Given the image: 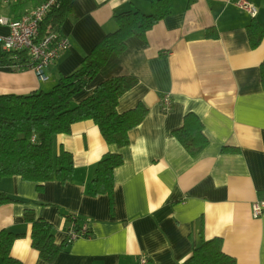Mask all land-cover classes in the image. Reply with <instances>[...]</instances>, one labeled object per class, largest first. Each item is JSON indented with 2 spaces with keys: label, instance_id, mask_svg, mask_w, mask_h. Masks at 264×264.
I'll list each match as a JSON object with an SVG mask.
<instances>
[{
  "label": "crops",
  "instance_id": "crops-1",
  "mask_svg": "<svg viewBox=\"0 0 264 264\" xmlns=\"http://www.w3.org/2000/svg\"><path fill=\"white\" fill-rule=\"evenodd\" d=\"M255 18L264 26V0ZM16 10L3 6L13 18L35 5ZM237 0H172V13L147 32L133 36L127 49L113 54L98 77L77 94L89 96L101 80L133 74L138 84L122 96L119 110L143 102L149 109L133 128L130 143L108 144L93 120L72 125L70 133L54 139L55 153L63 148L74 156L70 182L49 181L42 190L20 176L0 179V192L19 201L0 206V230L24 233L16 238L13 257L25 264H136L146 255L150 264H185L201 238L224 239L223 250L237 264H264V213L255 218L251 205L264 199V38L250 46L246 27L254 16ZM152 0H72L61 28L71 47L47 70L42 81L33 68L0 66V95H26L46 90L59 73L77 69L86 54L117 29L116 14L152 12ZM213 28L218 36H207ZM9 29L0 26V34ZM169 94L172 108L164 112ZM204 124L207 147L191 156L174 136L187 113ZM225 146L237 147L224 152ZM119 152L124 163L114 172L115 210L108 195L92 193L98 161ZM52 223L57 242L67 236L66 215L76 213L90 237L75 240L54 262L32 247L31 225L25 209ZM0 264L1 258H0Z\"/></svg>",
  "mask_w": 264,
  "mask_h": 264
},
{
  "label": "trees",
  "instance_id": "trees-1",
  "mask_svg": "<svg viewBox=\"0 0 264 264\" xmlns=\"http://www.w3.org/2000/svg\"><path fill=\"white\" fill-rule=\"evenodd\" d=\"M34 1L37 4L41 0ZM71 1L60 0L59 5L45 15L39 24L36 41L53 32H61L67 15L72 12ZM194 1L189 0V3ZM25 4L11 5L18 10L23 9ZM151 4L150 14L138 10L116 14L117 29L107 33L84 56L77 69L69 74L59 73L51 90H37L26 95H0V179L20 176L25 181L37 183L38 190H42L49 181L70 182L75 171L74 156L63 148L55 153L54 139L58 134L70 133L72 125L79 121L93 120L108 144L122 148L130 143V131L144 121L149 109L143 102L124 111H120L118 106L122 96L138 84L137 76L108 77L97 83L93 92L78 103H74V98L98 77L113 54L121 55L127 49L129 38L136 36L145 41L147 32L172 13V0H152ZM14 11L11 10L10 18L17 14ZM246 30L250 46L258 47L264 38V26L254 17ZM207 36L217 37L218 34L213 28H208ZM30 65L25 49L4 51L0 47V66L23 70ZM262 82L264 84L263 67ZM173 134L193 157L209 143L203 122L192 112L184 116L182 124L173 130ZM223 151L236 152L238 149L225 146ZM123 163L121 153L107 152L94 170L92 193L108 195L112 211L115 210L114 172ZM14 201L19 200L0 192V206ZM66 217L69 222L66 232L72 225L76 231H81L84 223L76 213ZM24 218L31 225L32 247L43 259L54 262L73 243L68 241V234L63 241L57 242L52 223L37 217L34 209H25ZM90 232L89 228L86 229L84 237H90ZM23 234L8 228L0 230L2 264H25L11 254L14 241ZM223 244L222 237H202L185 264H237L235 257L224 252Z\"/></svg>",
  "mask_w": 264,
  "mask_h": 264
},
{
  "label": "built area",
  "instance_id": "built-area-1",
  "mask_svg": "<svg viewBox=\"0 0 264 264\" xmlns=\"http://www.w3.org/2000/svg\"><path fill=\"white\" fill-rule=\"evenodd\" d=\"M28 1L32 0H0V26L9 29L7 34H0V47L4 51L25 49L31 62L28 68H33L40 80L47 81L48 68L71 47V43L60 31L53 32L39 41L35 40L40 22L51 9L59 5L60 0H41L26 8L18 18H10L2 11L3 6ZM236 5L254 17L258 13V7L248 0H237ZM161 107L164 112L171 110L172 99L169 94L162 98ZM251 208L253 216L259 218L264 213V199L254 201ZM86 229L88 226L84 225L81 231H76L72 225L67 232L68 241L74 242L84 237ZM136 264H150V260L146 255H140Z\"/></svg>",
  "mask_w": 264,
  "mask_h": 264
},
{
  "label": "rangeland",
  "instance_id": "rangeland-1",
  "mask_svg": "<svg viewBox=\"0 0 264 264\" xmlns=\"http://www.w3.org/2000/svg\"><path fill=\"white\" fill-rule=\"evenodd\" d=\"M49 83H51L52 85H51L48 89H46L45 91H49V90L52 89V87L56 84V79L53 78V79L51 80V82H49Z\"/></svg>",
  "mask_w": 264,
  "mask_h": 264
}]
</instances>
